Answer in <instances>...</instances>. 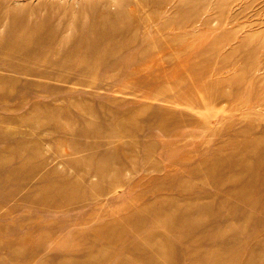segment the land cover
I'll list each match as a JSON object with an SVG mask.
<instances>
[{"label":"rangeland","instance_id":"1","mask_svg":"<svg viewBox=\"0 0 264 264\" xmlns=\"http://www.w3.org/2000/svg\"><path fill=\"white\" fill-rule=\"evenodd\" d=\"M0 264H264V0H0Z\"/></svg>","mask_w":264,"mask_h":264}]
</instances>
